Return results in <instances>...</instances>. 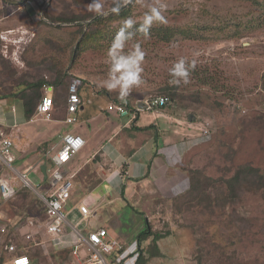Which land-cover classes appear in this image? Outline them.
<instances>
[{"label":"rangeland","instance_id":"rangeland-1","mask_svg":"<svg viewBox=\"0 0 264 264\" xmlns=\"http://www.w3.org/2000/svg\"><path fill=\"white\" fill-rule=\"evenodd\" d=\"M89 2L0 0V34L7 37L0 39V123L16 124L9 113L16 111L15 94L26 83L58 82L51 95L65 98L71 78L79 77L87 106L83 116L98 123L90 144L98 140V145L75 175L72 202L87 194L96 200L92 225H103L100 218L107 216L104 226L110 235L127 241L147 223L162 237L155 244L152 236L141 242L142 264H264L259 182L264 176V0H161L164 22L128 42L129 48L139 43L144 58L141 83L132 88L127 103L117 98V91L102 87L108 74L106 51L123 20L140 21L156 0H131L127 11L107 16L88 11ZM102 3L108 10L113 0ZM179 58L195 67L188 84L171 85L168 69ZM168 89L174 99L163 108L137 112L138 123L131 114L119 117L106 109L116 102L134 111L139 102ZM63 116L62 103L51 114L59 122H47L34 112L14 128L0 125V138L14 142V161L0 158V177L16 190L10 198H0V264H7L5 245L10 243L22 247L33 264H76L50 246L43 204L20 176L25 173L35 188L45 186L39 166L45 161L50 167L48 151L59 135L75 132L81 123L65 126ZM115 129L117 136L110 138ZM110 140L127 162L142 148L135 159L148 156L147 167L130 178L123 165V183L110 187L105 199L97 198L107 189L97 184L109 172L103 152ZM150 144L151 151L145 147ZM246 163L257 169L251 174L255 181L229 197L227 179Z\"/></svg>","mask_w":264,"mask_h":264},{"label":"built area","instance_id":"built-area-1","mask_svg":"<svg viewBox=\"0 0 264 264\" xmlns=\"http://www.w3.org/2000/svg\"><path fill=\"white\" fill-rule=\"evenodd\" d=\"M6 38V34H0L2 41ZM43 88L45 93L37 103L35 113L43 119L51 120L54 108V98L51 92L54 86L45 84ZM81 88L82 80L79 77L71 78L67 86L65 111L62 118L66 126L80 122L79 114L84 104ZM169 102L168 96L159 95L139 102L134 111L116 102L109 103L106 109L117 116L131 114V119H134L136 113L141 110L149 111L153 108H160ZM0 135L3 133L0 132ZM58 138V142L48 151L50 167L47 166V162L42 163L46 164L47 172L46 179H43L45 183L43 188L33 187L25 173L20 175L22 183L32 187L43 203L44 230L50 246L54 250L71 248L72 255L80 264H136L141 249L137 238L125 241L124 237L111 236L104 225L93 226L92 220L97 216L98 206L94 203L89 204L86 197L76 203L72 202L74 172H71L69 164L74 156L84 148L86 139L79 133L68 130L62 132ZM13 146L14 142L9 136L0 138V158L7 164L14 161ZM9 192L11 195H8ZM15 192L16 190L9 181L0 177V198L6 200ZM73 210L77 211L78 216H73ZM70 217H72L71 220ZM1 231L5 230L2 228ZM40 243L43 244L42 242L37 244ZM47 250L48 247L46 252ZM5 253L8 255L7 264H33V260L23 248L14 243L5 245Z\"/></svg>","mask_w":264,"mask_h":264},{"label":"clouds","instance_id":"clouds-1","mask_svg":"<svg viewBox=\"0 0 264 264\" xmlns=\"http://www.w3.org/2000/svg\"><path fill=\"white\" fill-rule=\"evenodd\" d=\"M130 2L131 0H113L112 7L105 10L102 0H91L86 7L88 11L96 15L107 16L119 14L120 10ZM165 10L166 6L161 0H156L155 4L148 7L140 21L132 18L123 20L107 48L108 74L102 83V87L109 92L117 91V98L122 103H127V97L130 95L132 88L141 83V73L143 71L141 67L144 58L142 48L139 43L129 48L128 42L133 40L137 32L147 36L154 23L164 22L163 12ZM134 25H138L135 30H133ZM194 67V64L184 58L177 59L168 69L169 84L177 86L181 83L188 84ZM8 195H11V192Z\"/></svg>","mask_w":264,"mask_h":264},{"label":"crops","instance_id":"crops-1","mask_svg":"<svg viewBox=\"0 0 264 264\" xmlns=\"http://www.w3.org/2000/svg\"><path fill=\"white\" fill-rule=\"evenodd\" d=\"M15 107H16V111L15 112H10L9 113V117L11 119H13V121H15L16 124L12 123V124L6 126L4 124V122H3V120H2L3 123H0V125H4L7 128H9V127L14 128V126L26 123V120H25V117H24V109H23V106H22V104H21L19 99H17ZM86 109H87V106H85L83 104V107H82L81 112L79 114V118L81 119V123L75 129L76 130L75 132H77L80 135H82L86 139L87 142H86L84 148L77 155L74 156V158L72 159V161L69 164V166H70L69 168H70L71 172H74V177H73L74 189H73V192H72V198H73L74 193L77 191V185H76V182H75V175L78 172V170L82 167V162L84 161V163H86V162L89 161V160H87V157L89 155L93 154V152L95 151V149H96V147L98 145V140L96 141V145H95V143H91L90 144L92 136H94L96 134V130L98 131V123L95 125V122H93L91 120L92 117H90V115H88V116L84 115L83 116V113L86 111ZM52 120H49L47 122H50ZM138 120H139V117L136 116L137 123H138ZM53 121L59 122L58 120H53ZM84 121H86L85 124L83 123ZM61 122H62V120H61ZM139 127H141V126H139ZM66 129H67V127H66ZM67 130H69V129H67ZM114 131H115L114 134L112 136H110V138L117 136V134H118L117 131L118 130L116 131V129H115ZM110 142H111V144L108 146V148H106L105 152H103V155H104V157H103V165L107 168L106 171H109V172L105 173L103 181L101 183L97 184V185L101 186L104 183L103 186L106 185L107 189H105V191L103 193L100 192V193H102L104 195L103 197L102 196L98 197V196H100V195H98L97 198H104L105 199V196L106 197L109 196L110 187H114L116 185L119 186L120 183H123V178H122V176L120 174L121 173L120 172L121 171L120 168L121 167L124 168L123 165L126 166L127 169L125 170V173H126L127 177H130V178H134L135 175H139L142 171H145V168L147 167L148 156H147L146 160L135 159V158L138 157L139 153L141 151H143V150H141L142 148L140 149V151H138V149H139L138 148L136 151L131 153L130 159H129L130 161L127 162V157H125L124 155H122L119 152L118 146L116 144L114 145L112 143V140H110ZM87 143H88V147H86ZM145 147H148V149L151 151V149H150L151 144H150V146L147 145ZM146 150H147V148H145L143 153H146ZM97 185H95L94 188H96ZM112 190L113 189H111V191ZM90 192H91V190H90ZM82 198H84V197H82ZM82 198H80L78 200H75V201H80ZM86 199H87V201L89 203H91V205L93 203L95 204V202H96V200L94 198H92L89 194L86 195ZM73 211H74L73 212V216L74 217L78 216L77 211L76 210H73ZM107 218H108L107 216H103L102 218H100L101 222H103V225H104V223L108 222V221H105V220H107ZM99 222H100V220H99ZM121 237H123V236H121ZM65 250H69V254H70V257H71L73 262H76V264H80L79 261H77V259L72 255L71 248H69V247L63 248V249L60 250V252H56V253H62V252L66 253L67 251H65Z\"/></svg>","mask_w":264,"mask_h":264},{"label":"trees","instance_id":"trees-1","mask_svg":"<svg viewBox=\"0 0 264 264\" xmlns=\"http://www.w3.org/2000/svg\"><path fill=\"white\" fill-rule=\"evenodd\" d=\"M127 10H128V7L122 8L118 15H120L121 13H123V12H125ZM99 19H101V18H99ZM99 19H97L96 22ZM166 29L170 30V28H166ZM169 37L170 36H163L164 39H167ZM45 83L46 82L43 79L37 80L35 82H28V83H26L25 87L20 92L15 94L19 98V100H20V102H21V104L23 106L24 117H25L26 121L28 119H30L31 115H33V113L35 112L37 103L39 102V100H40V98H41V96L43 94L42 88H43ZM57 83H51V84L54 87H56ZM161 95L168 96L170 98V101L174 99V91H172V89H168L167 92L166 91L162 92ZM66 96H67V88L65 90V98H64V95L61 96V97L60 96H56L54 98V106H56L57 104H62L63 103L64 104V111H65ZM165 106L166 105H164V106H162L160 108H163ZM125 107H127V108L132 110V108L129 105H125ZM135 120H136V118H135ZM137 128L141 129L140 127H137ZM252 173H253V176L255 174H257V169H255L253 166H251V164H247L246 163V164H241V165L237 166V168L235 169L234 173L230 176V178L227 179V188L230 191L229 197H232L233 196L232 194L235 193V191L237 189L238 190L242 189L243 185H247L248 183H252V182L255 181L254 177L251 176ZM260 179H264V176L260 177ZM260 179H259V182H260V185L263 188V192H264V183H263L264 181H260ZM43 212H44V206H43ZM149 236H152V241H153L154 244L156 243V241L160 237H162L158 233L151 232L150 229H149V226L146 223L144 230L141 231L139 234H137L136 238L138 239L139 243L141 244V242L144 241ZM65 251H67L65 254H67L70 257L69 250H65ZM143 252L144 251L142 249H140V255H139L138 259H137L136 264H142L144 262L143 261L144 260Z\"/></svg>","mask_w":264,"mask_h":264},{"label":"water","instance_id":"water-1","mask_svg":"<svg viewBox=\"0 0 264 264\" xmlns=\"http://www.w3.org/2000/svg\"><path fill=\"white\" fill-rule=\"evenodd\" d=\"M40 171H41V173L43 174V179H46V177H47L46 164H42V165L40 166Z\"/></svg>","mask_w":264,"mask_h":264}]
</instances>
